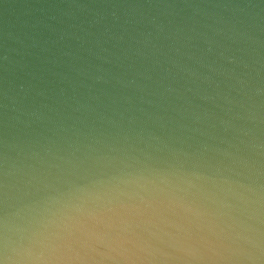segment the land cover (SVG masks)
Listing matches in <instances>:
<instances>
[{
  "label": "clouds",
  "instance_id": "clouds-1",
  "mask_svg": "<svg viewBox=\"0 0 264 264\" xmlns=\"http://www.w3.org/2000/svg\"><path fill=\"white\" fill-rule=\"evenodd\" d=\"M0 264H264V0H0Z\"/></svg>",
  "mask_w": 264,
  "mask_h": 264
}]
</instances>
